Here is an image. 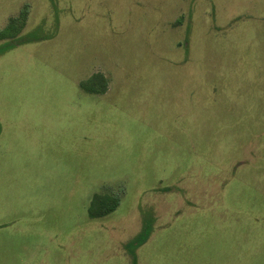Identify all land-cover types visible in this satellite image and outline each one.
Here are the masks:
<instances>
[{"label": "rangeland", "instance_id": "1", "mask_svg": "<svg viewBox=\"0 0 264 264\" xmlns=\"http://www.w3.org/2000/svg\"><path fill=\"white\" fill-rule=\"evenodd\" d=\"M25 5L0 264H264V0H0V30ZM95 193L120 205L91 218Z\"/></svg>", "mask_w": 264, "mask_h": 264}, {"label": "trees", "instance_id": "2", "mask_svg": "<svg viewBox=\"0 0 264 264\" xmlns=\"http://www.w3.org/2000/svg\"><path fill=\"white\" fill-rule=\"evenodd\" d=\"M29 14V6L25 5L22 11L15 17H11L7 25L0 30V39H10L2 50L14 47L15 43H20L23 39L20 35L26 26ZM81 88L92 94H103L108 88V79L102 73H95L90 78L80 82ZM120 205V197L117 194L95 193L88 207V213L91 218L104 217L114 212ZM147 234L141 235L137 243H133L132 248H136L147 240Z\"/></svg>", "mask_w": 264, "mask_h": 264}]
</instances>
